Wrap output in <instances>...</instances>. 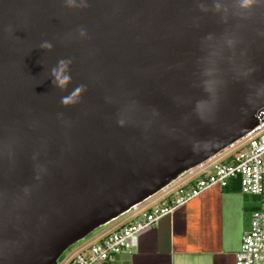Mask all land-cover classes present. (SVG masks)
<instances>
[{"label": "water", "instance_id": "water-1", "mask_svg": "<svg viewBox=\"0 0 264 264\" xmlns=\"http://www.w3.org/2000/svg\"><path fill=\"white\" fill-rule=\"evenodd\" d=\"M262 109L264 0H0V264H58Z\"/></svg>", "mask_w": 264, "mask_h": 264}, {"label": "built area", "instance_id": "built-area-1", "mask_svg": "<svg viewBox=\"0 0 264 264\" xmlns=\"http://www.w3.org/2000/svg\"><path fill=\"white\" fill-rule=\"evenodd\" d=\"M182 176L181 186L177 180L161 190L155 205L132 207L128 212L133 217L131 222L98 238L65 264H115L117 257L131 255L139 235L162 217L209 189L230 186H235L241 195L259 200L242 234L234 264H264V109L258 112L256 124L248 133Z\"/></svg>", "mask_w": 264, "mask_h": 264}, {"label": "crops", "instance_id": "crops-1", "mask_svg": "<svg viewBox=\"0 0 264 264\" xmlns=\"http://www.w3.org/2000/svg\"><path fill=\"white\" fill-rule=\"evenodd\" d=\"M258 207V198L241 195L235 186L209 189L143 231L131 255L117 257L115 264H234L250 214ZM132 220L128 214L114 221L71 249L60 264Z\"/></svg>", "mask_w": 264, "mask_h": 264}, {"label": "clouds", "instance_id": "clouds-1", "mask_svg": "<svg viewBox=\"0 0 264 264\" xmlns=\"http://www.w3.org/2000/svg\"><path fill=\"white\" fill-rule=\"evenodd\" d=\"M43 47L50 48V45H44ZM66 69H67L66 62L60 61L56 68L50 70V76H51L50 83H53L58 88L63 89L70 80V77L66 74ZM61 102L62 104H67L69 103V99L63 98Z\"/></svg>", "mask_w": 264, "mask_h": 264}, {"label": "rangeland", "instance_id": "rangeland-1", "mask_svg": "<svg viewBox=\"0 0 264 264\" xmlns=\"http://www.w3.org/2000/svg\"><path fill=\"white\" fill-rule=\"evenodd\" d=\"M183 178V176L182 177H180V179H178L179 181H177V184H179L182 180ZM157 197H159V194H157L156 196H154V197H152L151 199H149L148 201H146V202H144L141 206H147V205H155L156 204V200L155 199H157ZM155 200V201H154ZM128 214H130V213H127V214H125V215H123V216H126V215H128ZM131 215V214H130ZM122 216V217H123ZM121 217H119L118 219H120ZM117 219V220H118ZM117 220H115V221H117ZM114 222V221H113ZM113 222H111V223H109L108 225H106V226H104V227H102V228H100V229H98V230H96L92 235H91V237L94 235V234H96V233H98V232H100V231H102L103 229L105 230V229H107L108 227H109V225H111ZM89 239V238H88ZM88 239H86V240H88ZM85 240V241H86ZM73 249V248H72Z\"/></svg>", "mask_w": 264, "mask_h": 264}, {"label": "trees", "instance_id": "trees-1", "mask_svg": "<svg viewBox=\"0 0 264 264\" xmlns=\"http://www.w3.org/2000/svg\"><path fill=\"white\" fill-rule=\"evenodd\" d=\"M90 237H91V235H90L88 238H90ZM88 238H86V239H88ZM86 239H85V240H86ZM85 240H84V241H85ZM84 241H83V242H84ZM81 243H82V242H81ZM81 243H80V244H81ZM78 245H79V244H78ZM76 246H77V245H76ZM73 248H74V247H73ZM71 249H72V248H71ZM71 249H70V250H71ZM70 250H68V251H67V252H66V253L60 258V260L58 261V264H60V263L62 262L64 256H65Z\"/></svg>", "mask_w": 264, "mask_h": 264}]
</instances>
